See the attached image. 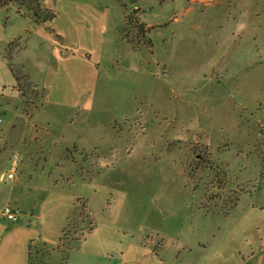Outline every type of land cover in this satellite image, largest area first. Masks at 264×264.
Here are the masks:
<instances>
[{"label":"rangeland","instance_id":"374dc122","mask_svg":"<svg viewBox=\"0 0 264 264\" xmlns=\"http://www.w3.org/2000/svg\"><path fill=\"white\" fill-rule=\"evenodd\" d=\"M0 129V208L17 155L59 185L49 237L94 224L50 264H244L264 214L223 216L264 177V0L0 6Z\"/></svg>","mask_w":264,"mask_h":264},{"label":"crops","instance_id":"0c3cea01","mask_svg":"<svg viewBox=\"0 0 264 264\" xmlns=\"http://www.w3.org/2000/svg\"><path fill=\"white\" fill-rule=\"evenodd\" d=\"M52 56L56 62V70H58L59 65L57 62L60 63L59 59H62L63 57L66 58L68 55L61 54L60 50H55L52 52ZM90 69H92V66ZM92 71L93 78L97 81L98 72L96 69H92ZM83 74H85V71ZM89 81L91 83L93 82L92 79ZM94 86L95 83L91 84V89H94ZM54 103L61 104L59 101ZM3 135L4 131L0 129V141L2 144ZM49 152H51V149H49ZM17 169V172L14 173L13 178L8 179V188L5 190L6 193L4 192L5 196L7 195L5 199L8 200L9 204L4 203L3 206L8 204L6 206L11 208L14 207L15 210L18 212L20 211L25 215V219L22 222L20 221L19 224L15 225L13 224V221L2 217L1 211L3 208H0V264H29L27 246L30 241L37 240L39 242L45 243L47 246H54L57 244V241L60 238V234L56 236V238L52 236L49 237L50 233L47 230L49 226L42 225L43 222L36 224V220H34L35 218L37 220L39 219L38 222L42 220V211L48 203L57 201L60 202L59 197H55L57 199L54 200H52L51 197L53 196L51 191L59 186L57 185L58 183L56 185L52 183V186H41L42 184L39 185V183L43 181H40L38 175H36L35 172L32 173L35 174L36 177L31 175L29 176V179H23L24 176L22 175L23 172L21 170V164H19V168L17 167ZM261 177L259 185L256 186L255 190L248 194H242L238 199L237 206L231 210L227 216L224 215L223 217H228L229 215L233 214L234 211L240 206V203L243 199L247 200V204L245 203V205H243L244 207L241 209L242 215L244 213L251 214L252 216H258V214L260 215L262 213L264 214V177ZM4 179V175H1L0 181H4ZM41 187H46V189L42 191L43 188ZM251 199H253V201ZM256 199L257 202H254ZM23 200L26 201V207L19 205V203L21 204ZM36 205L39 207V211L41 210V212H38V214H34V208ZM72 211L73 210H71V212ZM71 212L68 211L65 213L66 221H68L71 217ZM63 220L64 219H62L57 225V228L61 230V234L63 231ZM17 221L19 222V219ZM17 221L16 223H18ZM254 228L256 229V235L254 239L245 238V241L249 246L255 245L256 248L254 251L251 250L249 255L245 256L246 260H244V264H264V221H258L255 223Z\"/></svg>","mask_w":264,"mask_h":264},{"label":"trees","instance_id":"16d2710c","mask_svg":"<svg viewBox=\"0 0 264 264\" xmlns=\"http://www.w3.org/2000/svg\"><path fill=\"white\" fill-rule=\"evenodd\" d=\"M15 1L16 0H0V6L15 3ZM31 18L35 24H43L46 21H52L54 19V15L47 13L44 14L34 10L31 11ZM139 32L142 33V27H140ZM232 208L233 207H231L230 209ZM83 211L79 213V216L83 215V219L80 220L81 224H85L84 217L86 218V214ZM93 230L94 224L91 221H89L88 226L86 228L81 226V229H77L76 224H74V230L72 232L67 231V227H65L62 231V235L58 240V246L55 249L60 250L61 245L65 247L64 244H69L71 241H79L84 238L87 234L91 233ZM68 246L69 245H67L66 250ZM53 251V249H49V247L43 242H39L37 240L30 241L27 246L29 264H50V258ZM66 258L67 255L64 256V260L61 264H65Z\"/></svg>","mask_w":264,"mask_h":264},{"label":"built area","instance_id":"2783aa9c","mask_svg":"<svg viewBox=\"0 0 264 264\" xmlns=\"http://www.w3.org/2000/svg\"><path fill=\"white\" fill-rule=\"evenodd\" d=\"M19 161L18 156L14 155L11 159V165L9 172L6 174L7 179H12L15 173L16 168L18 167ZM2 217L6 218L7 220L16 222L19 218V212L9 206L3 207L1 211Z\"/></svg>","mask_w":264,"mask_h":264}]
</instances>
